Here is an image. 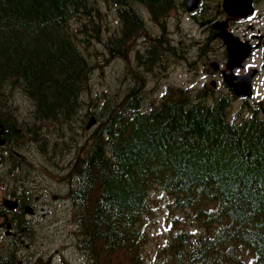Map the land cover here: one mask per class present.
Instances as JSON below:
<instances>
[{
    "label": "trees",
    "instance_id": "1",
    "mask_svg": "<svg viewBox=\"0 0 264 264\" xmlns=\"http://www.w3.org/2000/svg\"><path fill=\"white\" fill-rule=\"evenodd\" d=\"M101 1L117 9L122 26L121 36L106 42L111 53L145 29L139 7L159 23L177 3ZM103 17L98 0H0V124L9 133L4 157L12 158L11 171H25L27 148L73 155L58 178L64 176L74 236L89 264H146L143 223L153 218L158 191L172 195L188 220H173L151 264H264L258 108L244 104L233 114L232 101L209 87L177 88L156 102L140 74L124 98L100 99L93 131H78L94 67L83 49L92 38L101 41ZM162 38L136 58L146 73L162 65ZM19 96L32 106L25 119Z\"/></svg>",
    "mask_w": 264,
    "mask_h": 264
},
{
    "label": "rangeland",
    "instance_id": "2",
    "mask_svg": "<svg viewBox=\"0 0 264 264\" xmlns=\"http://www.w3.org/2000/svg\"><path fill=\"white\" fill-rule=\"evenodd\" d=\"M98 2L104 16L103 21L100 22L102 24V39L98 41L92 38L91 45H87L88 50L83 49L91 63L94 64L87 84L86 109L83 111L81 119H78V125L83 126L79 127L78 131H81L83 136L93 131L98 125L97 123L90 130L86 129L91 116L98 119L94 111L99 112V108L96 106L100 99L112 96L124 98L134 77L141 75L144 77V80L140 79L142 85L147 86L145 91L149 93L151 100L158 102L170 90L175 91L177 88H182L195 92L204 88L203 83L209 82L210 78H206L203 74L217 58H220L219 61L223 60L222 55H219L222 49V40L213 37L208 28L201 24L202 21L224 20L219 17L221 13L220 0H204L201 9L196 12L197 18L190 17L184 7L183 0H177L175 9L166 14L159 23L152 21L149 13L139 7L146 19L145 29L129 41L118 42L120 50L115 53L110 52L106 42L110 37L121 36L122 26L118 20V12L114 6L101 0ZM72 24L74 27L79 25L77 22ZM250 24L254 27L252 31L264 32V0H258L256 13L249 22H237L232 25V28L235 34L241 39H245L251 35V32L247 30ZM87 29L88 32L93 33L88 25ZM159 36H164L165 42L169 41L173 50H170L168 43L162 55V65H158L153 71L146 73L138 66L136 58L139 53L146 52L148 54L149 46ZM168 51L170 52L168 53ZM174 52H178L179 55H174ZM258 88L259 97L264 99V74L258 79ZM18 98L17 103L22 108L20 117L25 119L29 115L27 111L32 106L28 100L20 96ZM257 102H262V100L258 98L250 101L253 104H257ZM240 104L241 101L233 102L231 107L233 114L239 112ZM89 110L90 113H88ZM246 114L248 115V112L243 111L241 115ZM28 151L27 148L21 153L23 157L21 161L25 165V171L22 173L37 179L40 191L39 204L41 208L37 219L39 245L36 247L44 250L45 259L53 258L49 263L44 262V259H41L40 262L42 264H64V262L65 264H89L87 256L81 251L74 236L77 228L71 221L72 210L65 195L67 186L63 184L64 176L58 178V175H62L66 168L64 163L69 162L73 155L66 154L64 158H55L53 149L49 155H44L36 147L32 152ZM155 201H159V204L155 207L153 218L143 223V228L147 227L149 234V239L142 251L146 264H151L157 253L167 244L168 228L172 225L173 220L178 218L177 224L180 226L185 225L188 220L185 211L174 204L172 195L158 191L155 193ZM172 230L174 229L172 228ZM55 249H60V253L54 252ZM37 260V257H31L27 260V264H35Z\"/></svg>",
    "mask_w": 264,
    "mask_h": 264
},
{
    "label": "flooded vegetation",
    "instance_id": "3",
    "mask_svg": "<svg viewBox=\"0 0 264 264\" xmlns=\"http://www.w3.org/2000/svg\"><path fill=\"white\" fill-rule=\"evenodd\" d=\"M224 0H220L221 13L219 17L224 20H208L202 21L201 24L208 28V31L213 37L222 40L218 37L219 30L213 28L215 22H224L229 19L227 24V30L234 36L238 37L243 43L251 46V54L246 58L239 66L232 67L229 61V55L227 46L222 44V49L219 55H222L223 60L213 61L210 68L206 70L205 77L210 78L209 82H204L203 87H209V92L213 91L217 95H225L233 102L241 101L240 107L244 104L252 105L258 108V111L253 109V112H258L264 116V99L259 97L258 94V79L264 74V32L252 31L253 25L247 28L251 32L250 37L241 39L233 31L232 25L237 22L247 23L250 21L253 15L256 13V4L258 0H254L255 12L253 15L248 16L245 19H233L228 17L225 11L222 9ZM188 0H183L184 7H187ZM204 0H200V5L194 12H187L190 17L197 18L196 12L201 9L204 4ZM175 9V7L173 8ZM172 9V10H173ZM171 10V11H172ZM162 41L164 45L170 44L169 41L165 42L163 36ZM170 50H173V46L170 44ZM167 45L165 46V48ZM170 51H168L169 53ZM214 52H216L214 50ZM173 53V52H172ZM174 55H179L178 52H174ZM252 73L251 79V95H238L235 88L241 91L242 88L239 85L242 77ZM229 81V82H228ZM238 84L239 87H235ZM260 98L262 102L257 104L250 103V101ZM246 110L244 109V112ZM6 135H9L8 129L4 126L3 131L0 129V141L4 140L5 143L0 145V264H27V260L31 257H37L38 260L35 264H42L40 261L44 259V262H50L52 257L45 259V253L43 249H39L36 245H39L37 235V223L40 212V191L39 183L33 176L25 173H14L12 164V158H5L4 153L7 147ZM9 164H11L9 166ZM56 197V196H54ZM44 245V243H41ZM60 249H55L54 252L60 253ZM34 261V259H33ZM30 264V263H28ZM44 264V263H43ZM65 264V262H64Z\"/></svg>",
    "mask_w": 264,
    "mask_h": 264
},
{
    "label": "water",
    "instance_id": "4",
    "mask_svg": "<svg viewBox=\"0 0 264 264\" xmlns=\"http://www.w3.org/2000/svg\"><path fill=\"white\" fill-rule=\"evenodd\" d=\"M200 0H188L187 11L193 12L199 6ZM222 8L228 17L233 19H245L254 13V0H224ZM229 19L224 22H215L213 28L219 30L218 37H220L224 44L227 46L229 61L232 67L239 66L243 61L249 57L251 54V46L249 44L243 43L238 37L234 36L231 32L227 30V24ZM264 57V56H263ZM251 79L252 73L247 74L242 77L239 85L242 88L238 91L235 88L238 95H251ZM229 82V81H228ZM239 87L238 84L235 87ZM264 112V110H263ZM97 120L95 116H91L87 122V129H90L96 124ZM0 129L3 131L4 127L0 124ZM5 141H0V145L4 144Z\"/></svg>",
    "mask_w": 264,
    "mask_h": 264
}]
</instances>
